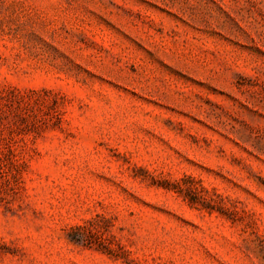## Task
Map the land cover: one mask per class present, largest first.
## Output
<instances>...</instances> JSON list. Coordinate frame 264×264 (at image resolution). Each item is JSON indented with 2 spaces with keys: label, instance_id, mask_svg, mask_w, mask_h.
Returning <instances> with one entry per match:
<instances>
[{
  "label": "rangeland",
  "instance_id": "obj_1",
  "mask_svg": "<svg viewBox=\"0 0 264 264\" xmlns=\"http://www.w3.org/2000/svg\"><path fill=\"white\" fill-rule=\"evenodd\" d=\"M0 264H264V0H0Z\"/></svg>",
  "mask_w": 264,
  "mask_h": 264
}]
</instances>
